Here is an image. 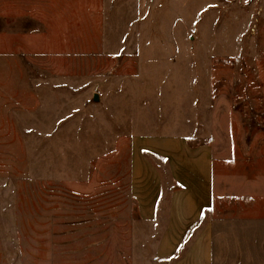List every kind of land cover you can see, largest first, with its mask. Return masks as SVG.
<instances>
[{"label":"rangeland","instance_id":"rangeland-1","mask_svg":"<svg viewBox=\"0 0 264 264\" xmlns=\"http://www.w3.org/2000/svg\"><path fill=\"white\" fill-rule=\"evenodd\" d=\"M176 134L264 152V0H0V264H159L133 153Z\"/></svg>","mask_w":264,"mask_h":264},{"label":"crops","instance_id":"crops-1","mask_svg":"<svg viewBox=\"0 0 264 264\" xmlns=\"http://www.w3.org/2000/svg\"><path fill=\"white\" fill-rule=\"evenodd\" d=\"M190 138L163 135L150 140L153 147L134 148V191L143 218L162 216L164 181L152 156L169 159L177 185L166 203L169 221L157 248L159 264H264V152H251L252 160L226 169L221 165L218 179L212 148L204 142L192 146Z\"/></svg>","mask_w":264,"mask_h":264}]
</instances>
